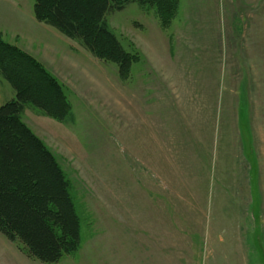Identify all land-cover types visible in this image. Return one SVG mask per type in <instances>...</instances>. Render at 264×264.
Masks as SVG:
<instances>
[{
	"label": "rangeland",
	"instance_id": "obj_1",
	"mask_svg": "<svg viewBox=\"0 0 264 264\" xmlns=\"http://www.w3.org/2000/svg\"><path fill=\"white\" fill-rule=\"evenodd\" d=\"M33 5L0 0V40L32 57L68 106L64 121L30 104L20 115L57 161L79 218V247L54 264H148L147 231L166 229L174 240L179 229L195 246L198 223L248 216L249 175L220 154L242 117L251 118L243 72L249 40L251 49L264 41V0H178L167 26L145 3L111 12L108 30L135 57L125 80L115 64L37 21ZM236 73L237 111L225 107ZM13 98L0 77V106ZM149 119L157 120L155 133ZM154 138L165 148L151 147ZM256 194L252 210L259 217ZM164 217L178 222L163 228ZM0 264L43 263L0 234Z\"/></svg>",
	"mask_w": 264,
	"mask_h": 264
},
{
	"label": "trees",
	"instance_id": "obj_2",
	"mask_svg": "<svg viewBox=\"0 0 264 264\" xmlns=\"http://www.w3.org/2000/svg\"><path fill=\"white\" fill-rule=\"evenodd\" d=\"M135 1L155 7L163 26L178 7V0H34L33 14L97 59L115 64L125 80L135 57L108 30L105 18ZM0 77L14 92V98L0 106V234L21 244L34 260L54 264L79 247V218L57 161L20 115L30 104L64 121L68 106L49 74L2 40Z\"/></svg>",
	"mask_w": 264,
	"mask_h": 264
},
{
	"label": "crops",
	"instance_id": "obj_3",
	"mask_svg": "<svg viewBox=\"0 0 264 264\" xmlns=\"http://www.w3.org/2000/svg\"><path fill=\"white\" fill-rule=\"evenodd\" d=\"M254 44L257 46L256 49H251V38L247 44L246 70L243 72L246 76L244 84L247 93L245 96L248 104L247 116L248 110L252 111L251 118L242 117L243 125L240 128L236 126L237 132L232 139L228 134V148L225 153L220 154L223 160L226 157L232 158L238 171L243 164L244 172L249 175L247 181L249 185L244 184L249 196L248 209H246L248 216L214 217L208 226L198 223L194 232L197 238L195 246H191L192 243L188 246L190 242L187 233L184 237L179 229L178 233L174 230L177 234L174 235V240L171 239L169 230L154 228L152 231H147L148 248L145 251L148 255V264H264V41L257 40ZM233 78V81H229L226 90V93L231 96H228L227 103L225 101L224 103L227 109L234 104V109L237 111L241 109L238 93L242 82H240V74L236 73ZM232 96L236 98V101L232 102ZM220 101L218 94L217 107ZM235 116L238 117V114L236 113ZM149 120L147 128L149 131L151 128L155 133L157 120L156 122L155 119ZM152 141L151 147L163 149L164 141H157L156 138ZM164 155L167 158V155ZM230 173H236L235 169ZM256 191L258 192L259 217H256L255 211L252 210L253 194L257 195ZM162 218L159 217L158 220ZM163 222L169 223L164 225L163 228H166L170 226V223L178 222V220L173 217H164Z\"/></svg>",
	"mask_w": 264,
	"mask_h": 264
}]
</instances>
